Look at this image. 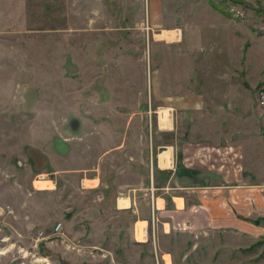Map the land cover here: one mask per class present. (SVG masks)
<instances>
[{
    "label": "rangeland",
    "instance_id": "374dc122",
    "mask_svg": "<svg viewBox=\"0 0 264 264\" xmlns=\"http://www.w3.org/2000/svg\"><path fill=\"white\" fill-rule=\"evenodd\" d=\"M261 89L264 0H0V264H264V232L241 233L218 209L235 189L194 191L187 198H208L210 211L169 226V213L135 222L131 205L105 202L129 185L104 187L157 147L259 151ZM124 130L122 153L103 154ZM254 162L258 178L243 172L244 183L264 184ZM250 202L241 223L258 229Z\"/></svg>",
    "mask_w": 264,
    "mask_h": 264
},
{
    "label": "crops",
    "instance_id": "0c3cea01",
    "mask_svg": "<svg viewBox=\"0 0 264 264\" xmlns=\"http://www.w3.org/2000/svg\"><path fill=\"white\" fill-rule=\"evenodd\" d=\"M194 104L195 102L190 103V109L194 107ZM167 123L168 120H165V123L163 125H166ZM171 127L172 123L168 124L166 127L164 126V128L166 129ZM118 134H120V139L122 140L119 142V144L117 143L114 147L110 148V150L108 151H105L103 154L108 153V155H111L112 153H114V151L119 152V154H121L123 151V147L126 148L128 146V140L126 142L125 138L126 131L124 130V132H120ZM104 142H106V139L104 140ZM211 146L212 147H210L209 145H205L202 142H197V144H193L192 142H185L184 145H182L180 148L175 149V156L173 155L172 150L169 149L171 147H168V149L166 147L162 151H159L160 147H157L156 155L155 153H153L151 162H149V159L141 158V155L137 156V158L131 157L130 161L127 162V166L130 167V170L128 169V171L125 172V169H120L125 172V174L123 173L122 175L123 179H121L122 176H118L119 178L115 181L113 180L112 182H106L104 184L105 188H108L109 186L118 187V190L116 189V191H119L120 188L124 185H129L127 196H124L122 194V198L118 196L117 199L113 200L110 198V202H108L107 200L105 202L111 204L117 209H127V206L131 205L132 212L136 215L134 217V220H136L135 222L147 220V223H149L150 215L152 214L153 216L154 213L158 212V214L169 213V215H171L172 219L168 218L162 220V222H165V224H169V226L171 225V221H173L174 223L176 216L180 220L184 219L183 222L179 224V226H189L192 225V223H189L188 221L186 222V217H191L192 219V217L194 218L193 215L195 214L201 216L207 211H210V203L209 199L203 197L202 195L200 198V203L197 204L198 199H196L197 201L194 203L193 200H191L192 198H187V195L190 196V194H192L196 190H199V192L201 193V190L212 188H215L216 192L223 195L225 194L224 191L226 189H230L228 190L229 193H231L232 190L235 189V192L232 193L233 202L229 200L222 201L221 199H219L220 202L218 205V209L227 212L226 209L229 208L230 211L233 212L234 220H232V223L235 225V228L239 230V232L242 233L243 231H247L246 234H251V236H254L257 233H263L264 226L259 225L258 229L255 228L256 225H254V227L249 225L243 226L241 221H248L246 213H244L241 207H243V204L245 202H250L252 200L250 202V205L252 207L251 209L247 208V212L251 211V215H253L254 212H256L258 206V209L261 207L260 209L262 210L261 211L259 209L261 212L260 215L264 217V184L249 183L250 181L247 180L244 183L243 180V172H247L246 176H253L258 178L257 170L261 169L262 167H257V164L255 165L254 160H258V163H261L264 167V159L262 157L259 158V156L263 155L264 153V144L261 146V149L259 151H251L249 149L247 151V157L245 156V154L242 153V163L239 160L241 159V157H239L237 144L230 142L227 147L229 149H227L225 152H222L221 149L218 148V146L216 145ZM211 149H215L217 152H211V155H208V151ZM77 151H79V149H77ZM141 151H143V149H141ZM257 152L259 154L258 156H256ZM215 153L219 155L224 162L214 167V163L209 160V158L212 155H215ZM131 160H133V162ZM113 165L116 166L114 157ZM145 170H147V173ZM166 170L167 173L169 171L167 176L165 174ZM157 174L158 176H162L163 179L167 180V186L163 185L159 187L160 185H157ZM91 180L94 181L91 184L93 187L98 185L100 181L98 176ZM214 182L216 183L214 184ZM83 183H86L85 180ZM131 187L133 188V191L130 190ZM152 188L157 190L162 189L165 191L163 194H169L171 200L170 205H166V201L164 200V198H161L159 196L155 197L153 195L154 193L151 192ZM255 189L260 192V198L254 195ZM104 191L105 195H107V190L105 189ZM239 194H242L241 198ZM255 200H257L258 202L263 201V204L258 205L257 201ZM226 215H229V212ZM141 217L143 218L142 220L140 219ZM225 217H222V220L218 219V223H215L214 219H212V225H222V222L224 221ZM227 219L229 220L231 218ZM140 230L141 232L143 231L147 233V229H145L144 227H141ZM137 234L138 233L136 232V237ZM167 234L170 235V233L168 232ZM138 240H141V238H138ZM140 243H148L149 245H151V240H148L147 242L143 241ZM159 250H164L161 245H159Z\"/></svg>",
    "mask_w": 264,
    "mask_h": 264
},
{
    "label": "built area",
    "instance_id": "2783aa9c",
    "mask_svg": "<svg viewBox=\"0 0 264 264\" xmlns=\"http://www.w3.org/2000/svg\"><path fill=\"white\" fill-rule=\"evenodd\" d=\"M257 102L261 107H264V89H261L257 95ZM61 225L58 224L57 229H60Z\"/></svg>",
    "mask_w": 264,
    "mask_h": 264
},
{
    "label": "water",
    "instance_id": "95a60500",
    "mask_svg": "<svg viewBox=\"0 0 264 264\" xmlns=\"http://www.w3.org/2000/svg\"><path fill=\"white\" fill-rule=\"evenodd\" d=\"M165 148H166V146H162V147L159 148V151H162Z\"/></svg>",
    "mask_w": 264,
    "mask_h": 264
},
{
    "label": "trees",
    "instance_id": "16d2710c",
    "mask_svg": "<svg viewBox=\"0 0 264 264\" xmlns=\"http://www.w3.org/2000/svg\"><path fill=\"white\" fill-rule=\"evenodd\" d=\"M168 173H169V171H168ZM259 221H260V220H255L254 222H255V223H259ZM263 239H264V238H263Z\"/></svg>",
    "mask_w": 264,
    "mask_h": 264
}]
</instances>
